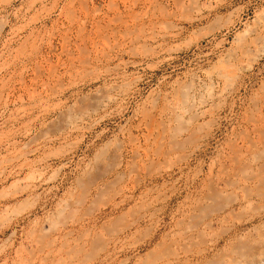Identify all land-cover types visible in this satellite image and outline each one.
<instances>
[{
  "label": "rangeland",
  "instance_id": "374dc122",
  "mask_svg": "<svg viewBox=\"0 0 264 264\" xmlns=\"http://www.w3.org/2000/svg\"><path fill=\"white\" fill-rule=\"evenodd\" d=\"M263 258L264 0H0V264Z\"/></svg>",
  "mask_w": 264,
  "mask_h": 264
},
{
  "label": "bare ground",
  "instance_id": "6f19581e",
  "mask_svg": "<svg viewBox=\"0 0 264 264\" xmlns=\"http://www.w3.org/2000/svg\"><path fill=\"white\" fill-rule=\"evenodd\" d=\"M261 21H262V20H261ZM261 21H260V22H261ZM250 147H251V146H250ZM246 194H247V193H246ZM262 255H263V254H262ZM260 257H261V256H260ZM263 259H264V258H263ZM257 264H263V263H262V261L259 259L258 262H257Z\"/></svg>",
  "mask_w": 264,
  "mask_h": 264
}]
</instances>
